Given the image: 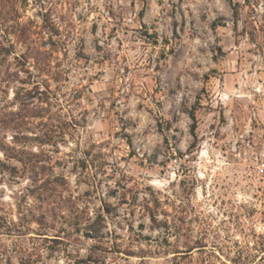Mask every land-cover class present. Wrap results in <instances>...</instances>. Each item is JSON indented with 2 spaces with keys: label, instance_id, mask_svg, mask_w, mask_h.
I'll list each match as a JSON object with an SVG mask.
<instances>
[{
  "label": "rangeland",
  "instance_id": "1",
  "mask_svg": "<svg viewBox=\"0 0 264 264\" xmlns=\"http://www.w3.org/2000/svg\"><path fill=\"white\" fill-rule=\"evenodd\" d=\"M260 235L264 0H0V264H229Z\"/></svg>",
  "mask_w": 264,
  "mask_h": 264
},
{
  "label": "trees",
  "instance_id": "2",
  "mask_svg": "<svg viewBox=\"0 0 264 264\" xmlns=\"http://www.w3.org/2000/svg\"><path fill=\"white\" fill-rule=\"evenodd\" d=\"M190 119L193 123L191 127V134L193 135L194 130L196 129V120H195L194 115H191ZM255 237H257V239L261 241V244H260V248H258V250L254 249V251H256V253H264V235L255 236ZM196 244H201L200 240H197ZM203 247L204 246L198 247L197 252L203 251L204 249ZM192 251H193V248H189L188 250L186 249L185 252H181V253H184V256H186ZM248 251L250 250L248 249ZM176 253H180V252H176ZM184 256H181V257H184ZM206 258H208L209 260L218 259L217 256L214 254V252L207 254ZM229 264H264V260L262 258H258V260H254V256H252L251 254H246V252H244V249L240 248L234 252L233 258H231V261Z\"/></svg>",
  "mask_w": 264,
  "mask_h": 264
}]
</instances>
